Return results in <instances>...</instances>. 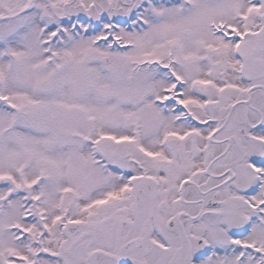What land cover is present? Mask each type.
<instances>
[{
  "label": "snow or ice",
  "instance_id": "obj_1",
  "mask_svg": "<svg viewBox=\"0 0 264 264\" xmlns=\"http://www.w3.org/2000/svg\"><path fill=\"white\" fill-rule=\"evenodd\" d=\"M0 264H264V0H0Z\"/></svg>",
  "mask_w": 264,
  "mask_h": 264
}]
</instances>
